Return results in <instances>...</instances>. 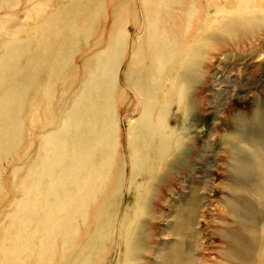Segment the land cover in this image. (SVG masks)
Listing matches in <instances>:
<instances>
[{
	"label": "bare ground",
	"instance_id": "obj_1",
	"mask_svg": "<svg viewBox=\"0 0 264 264\" xmlns=\"http://www.w3.org/2000/svg\"><path fill=\"white\" fill-rule=\"evenodd\" d=\"M24 1L36 23L0 0V264H138L149 182L197 124L192 86L218 48L259 40L264 0ZM258 125L229 166L264 219ZM233 222L263 242L240 207ZM224 235L234 264L264 258Z\"/></svg>",
	"mask_w": 264,
	"mask_h": 264
},
{
	"label": "rangeland",
	"instance_id": "obj_2",
	"mask_svg": "<svg viewBox=\"0 0 264 264\" xmlns=\"http://www.w3.org/2000/svg\"><path fill=\"white\" fill-rule=\"evenodd\" d=\"M24 2L7 10H14L13 19L36 23L33 2ZM52 8L46 9L50 13ZM4 12L0 9V16ZM8 33L1 29L0 39H10ZM204 65V74L191 92L197 124L166 162L170 168L161 169L148 185L155 189L139 217L145 228L138 264H234V255L225 251L231 239L224 235L225 229L247 244L251 233L238 222L231 224L233 207L251 218V227L259 231L264 225L252 197L254 178L236 177L229 166L234 152L247 158L242 150L246 143L238 133L251 134L257 122L264 128V34L259 40L218 48ZM259 109L261 117L256 113ZM9 190L12 202L16 201L20 190L13 181ZM127 198L124 195L123 200ZM261 238L264 243V231ZM262 243L254 238L249 246L255 253ZM260 262L264 264V258L251 259V264Z\"/></svg>",
	"mask_w": 264,
	"mask_h": 264
}]
</instances>
